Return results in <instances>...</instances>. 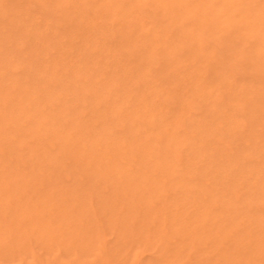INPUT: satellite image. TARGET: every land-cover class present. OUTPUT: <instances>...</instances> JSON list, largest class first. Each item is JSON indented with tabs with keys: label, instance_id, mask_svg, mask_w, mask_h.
I'll return each instance as SVG.
<instances>
[{
	"label": "rangeland",
	"instance_id": "1",
	"mask_svg": "<svg viewBox=\"0 0 264 264\" xmlns=\"http://www.w3.org/2000/svg\"><path fill=\"white\" fill-rule=\"evenodd\" d=\"M0 264H264V0H0Z\"/></svg>",
	"mask_w": 264,
	"mask_h": 264
}]
</instances>
